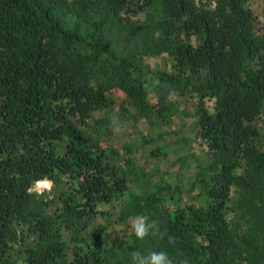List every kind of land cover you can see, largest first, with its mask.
Instances as JSON below:
<instances>
[{
  "label": "trees",
  "instance_id": "trees-1",
  "mask_svg": "<svg viewBox=\"0 0 264 264\" xmlns=\"http://www.w3.org/2000/svg\"><path fill=\"white\" fill-rule=\"evenodd\" d=\"M211 1L0 0V264H13L11 241L27 264L103 263L87 229L96 206L127 187L133 165L81 124L112 103L109 89L151 123L176 111L175 95H192L210 153L188 193L176 183L143 189L113 222H155L149 234L172 261L235 264L226 218L235 185L238 206L264 233V28L247 0ZM161 52L171 71L129 59ZM61 177L69 186H53L50 197L33 189ZM251 263H264V250L254 248Z\"/></svg>",
  "mask_w": 264,
  "mask_h": 264
},
{
  "label": "rangeland",
  "instance_id": "rangeland-1",
  "mask_svg": "<svg viewBox=\"0 0 264 264\" xmlns=\"http://www.w3.org/2000/svg\"><path fill=\"white\" fill-rule=\"evenodd\" d=\"M200 1L212 4L211 0ZM247 5L257 18L258 26L264 28V0H247ZM186 39L194 41V36H186ZM129 59L144 69L171 71L172 68V58L166 52L136 54ZM106 94L112 99V103L106 108L94 109L85 123L81 124V129L97 137L102 145L112 146L114 153L120 156L116 161L121 159L122 162L123 159L129 158L133 168L127 187L121 192L117 191L110 201L96 206L87 232L93 242L91 245L97 247L104 259L103 263L90 262L89 264H134L132 259L134 252L147 256L152 252L163 251L151 234L144 239H139L140 250L134 251L131 246L133 226L113 222L111 219L114 213H119L125 199L140 193L143 189L153 190L156 186L176 183L180 189L188 193L200 168L208 164L210 153L199 136L195 97L192 95L188 93L175 95L176 111L160 123H151L140 116L122 90L109 89ZM149 96L151 99L154 98L152 91ZM205 102L212 110L213 99L206 97ZM261 130L264 134L263 124H261ZM261 140L264 144V137H261ZM109 154H112L111 151ZM42 179L49 181L50 187L37 188L36 181L33 189L44 199L50 197L53 186L56 189L69 186L64 177L57 182L49 178ZM195 191L196 189L189 194ZM238 197L237 187L233 185L226 208L228 228L234 239L231 255L235 264H252V250L254 248L264 250V233L255 232L253 218L238 206ZM184 199H190V197L185 194ZM56 205L55 199L53 208ZM22 228L24 230L22 237L31 242L33 235L27 233L26 227ZM19 232L22 233V231ZM62 234L65 239L69 237L68 231H63ZM114 242L118 244L120 242V244L113 249ZM18 245V241L10 242L13 264H27L17 253ZM168 259L171 264H183L182 261L175 262L169 257Z\"/></svg>",
  "mask_w": 264,
  "mask_h": 264
},
{
  "label": "clouds",
  "instance_id": "clouds-1",
  "mask_svg": "<svg viewBox=\"0 0 264 264\" xmlns=\"http://www.w3.org/2000/svg\"><path fill=\"white\" fill-rule=\"evenodd\" d=\"M36 187L40 188H49L50 182L45 181H37ZM156 223L152 222V224H146V218H142L138 223L133 225V231L138 239H144L147 235H149L150 229H155ZM132 259L134 264H171V261L168 259V256L165 252H152L147 256H142L139 252H134L132 254Z\"/></svg>",
  "mask_w": 264,
  "mask_h": 264
}]
</instances>
